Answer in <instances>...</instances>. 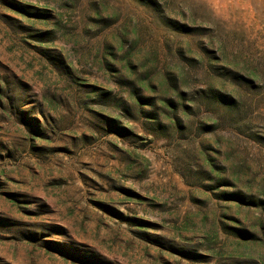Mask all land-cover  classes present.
<instances>
[{"label": "rangeland", "instance_id": "1", "mask_svg": "<svg viewBox=\"0 0 264 264\" xmlns=\"http://www.w3.org/2000/svg\"><path fill=\"white\" fill-rule=\"evenodd\" d=\"M0 264H264V0H0Z\"/></svg>", "mask_w": 264, "mask_h": 264}, {"label": "trees", "instance_id": "2", "mask_svg": "<svg viewBox=\"0 0 264 264\" xmlns=\"http://www.w3.org/2000/svg\"><path fill=\"white\" fill-rule=\"evenodd\" d=\"M211 99H212V100L214 99V101H215L214 103L220 101V99L223 100V101H228V103H230L229 106L234 105V103H235L234 101L229 100V99H227V98H222V97L219 96L218 94L212 96ZM232 107H234V106H232ZM232 107H231V108H232ZM235 195H236V194H235ZM235 197L238 198V199H240V200L244 199L242 196H239V195H236Z\"/></svg>", "mask_w": 264, "mask_h": 264}]
</instances>
